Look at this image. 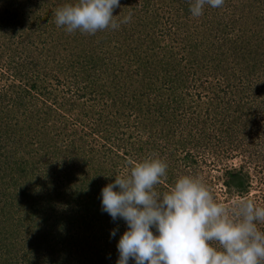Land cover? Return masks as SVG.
Returning a JSON list of instances; mask_svg holds the SVG:
<instances>
[{
    "label": "rangeland",
    "instance_id": "rangeland-1",
    "mask_svg": "<svg viewBox=\"0 0 264 264\" xmlns=\"http://www.w3.org/2000/svg\"><path fill=\"white\" fill-rule=\"evenodd\" d=\"M182 2L183 0H121L120 7L115 9L113 13L116 15L115 19L117 22H121L125 17L131 16V20L126 24L121 23L116 30L108 28L93 35L80 31L68 33L63 27H58L55 23L56 10L67 4L76 3V0H0V24L5 18V23L8 26L4 33L0 29V76L4 73L7 77L13 71L9 77L11 81L14 80L13 74L19 72L24 78L27 75L30 80H36L38 86L48 88L47 84H50L49 93L53 95L43 99V96L31 92L28 96H32L33 99L26 107L31 111L27 115V122L21 121V124L17 125L16 128L19 126V128L22 127L31 132L29 124H33L29 116L40 110L45 113L44 120L35 121L33 126H44L43 132H46L47 136H52L53 133L58 134V145L63 147L62 150H67L66 153H58L60 158L67 154H76L75 157L71 156L72 159L67 157L69 160L66 166L61 163V167L55 165L54 168L56 169L55 176H60L57 180L60 185H55L57 188L60 187L55 190L59 195L54 196V203H56V207H59L57 212L60 218L65 213V210H61V208L65 207L64 196L68 191L63 186L66 183L64 176L67 177L73 171L79 172L81 175H85L86 178H93L96 182H100L101 186H104L113 182L115 176L128 175L132 164L143 161V159L150 156L159 157L167 164L166 178H163L155 186L158 193L163 194L169 191L179 177L191 175L200 180L215 200L227 206L230 211L234 209L236 202L242 199H250L258 206L264 207V118L261 116V114L264 115V61L263 66L259 64L255 67V70L262 72L260 75L253 74V71L250 73L255 78H252L248 86L249 94L241 98L245 103V110L251 111V124L256 122L250 128V133L249 130L247 132L238 130L236 134L225 136L224 139L219 135H215L211 140L205 137L209 136L211 131L214 128L216 129V126L222 125L223 111L218 108L219 106L223 107V103L220 101L226 103L230 100H240V97L234 93H239L248 84L247 80L243 82L239 80L240 77H245L248 71L247 65L242 60L239 64H235L230 71L228 70L229 89H227V85L221 78L220 81H217L210 75L208 70H205L201 72L202 76L199 79L202 82L193 86V104L186 98L187 93L183 92L186 103L190 105V109L187 110L194 113L196 110L200 115V121L196 123L195 128L185 129L180 125L176 126L175 129L174 126L168 133L167 128L163 127L162 124L155 123L153 125L151 120H145L141 123L142 127H139L135 116L129 114V109L133 108V98L127 100L130 103L127 104L124 112L125 117L117 119V116H115L122 107V99L119 100L118 95L122 96V93L118 91L117 86L124 81L118 82L119 78H115L110 70L112 63L104 64L106 55L102 56L101 52L105 50V41L108 40L112 44H114V41L116 43L124 42L128 36L132 35L135 38L136 45H148L152 50H159L158 48L162 43L166 44L167 41L168 44L176 48V55L182 57L180 63L185 64L188 63L187 56L189 57L187 50L194 43L199 47H204V50H207L205 56H210L211 59L212 53L225 52L229 43L227 40H223V33L228 32L231 27L234 28L232 33L234 37H236V30L238 34H243V36H249L252 31L262 33L258 21L264 24V0H225V3L216 9L205 5L203 15L199 17H193L189 8L185 7L184 9ZM242 8L248 9L251 13V19L246 20L244 18L247 14L240 11ZM18 28H24L26 31H20L22 29ZM55 31L59 33L58 39L53 36ZM28 33H30L29 42H27ZM25 34V42L30 45L27 44V47L33 48L34 51L29 53L23 48L13 51L16 49L14 46L18 40H21ZM75 36V40H79L76 42L79 44L76 47L72 45L76 44L72 41ZM207 37L208 40H206ZM207 41L208 44H206ZM204 42L206 45H204ZM218 44L224 46H219L220 51H213ZM248 48H250L248 52L256 48L258 53L261 54V59L264 60L263 36L258 35L257 40L250 41ZM148 49L143 47L140 49L139 47L134 52L127 51L125 55H122V59L126 62V57L130 53L131 57L140 58L149 52ZM29 54L34 56L37 54V58L41 57L39 62L42 68H28L29 64L25 65L24 59H27L30 56ZM245 58L251 59L248 55ZM208 62L210 61L208 60ZM83 63L89 64L87 65L88 71L87 69L81 71L82 67L80 66ZM135 63L132 60L126 64L132 65V68H134ZM75 66L80 73L73 72ZM112 68L115 69L114 66ZM14 71L16 72L14 73ZM116 71L117 69H115ZM41 73L44 75L43 77L38 75ZM33 74L36 75L31 76ZM88 76L91 81L93 80V83L97 81L101 89L87 91L85 88L92 84L91 82L84 88V81L88 80ZM48 77H50V80L47 79ZM123 78L127 80V83L129 82L126 75ZM24 81L26 82V78ZM74 81L79 84L77 88ZM3 83L4 79L0 78V86ZM68 88L73 91H67ZM209 88H212L215 93L210 92ZM76 90L80 92L76 93ZM82 92H84L83 95ZM77 94H81V97L78 98ZM68 96L80 102L72 112L66 110L65 107L66 100L64 97L68 99ZM115 99L118 101L114 104L113 100ZM27 100L30 99L27 98ZM149 100V103L154 102L152 98H149ZM210 100L213 101L211 102L212 106H217L216 117L212 114L207 116ZM197 103L198 105H196ZM6 106L0 105V110L3 108L5 110ZM256 106L260 108H256ZM18 108L16 106L14 109L18 110ZM14 113L12 110L11 121L8 124L15 127L19 120L17 116L13 117ZM179 114L177 113L178 116ZM2 115L4 116L3 123L8 122L10 118L6 117L7 112L0 113V116ZM195 115L197 114L195 113ZM63 119L68 120V128L75 126L73 129H78L77 135L74 137L65 136L68 129L63 126ZM3 123L2 118H0V131L5 130L6 132ZM94 123L95 125H93ZM93 128H96V131ZM204 128H206V131H204ZM20 136L17 140L26 145L27 135L25 131H21ZM140 147L141 151L138 150ZM14 151L16 150L14 149ZM26 151L24 148L22 154L26 155ZM187 152H190L191 158L189 157L190 159L186 160ZM1 154L5 155L4 157H11V154L5 152L4 141L0 142V156ZM118 155L122 157H118ZM59 157H57L59 162H63ZM122 158L124 160L120 161ZM48 163H51V161ZM229 168H239L247 172L250 177V185L246 193L239 194L226 186L224 181L225 172ZM59 169L61 171L58 172ZM5 175L1 167L0 207L2 209H0L6 215L8 209L4 208L6 207L5 194L17 191L16 198L11 195L13 205H16L21 197H17L20 189H14L12 181L9 182L8 177L4 180ZM52 186L53 184L48 185L47 189H51ZM50 191L52 192V189ZM62 201L65 202L63 207L61 206ZM258 226L261 230H264V224ZM5 227V224L0 225V231L4 232ZM64 229L66 231L68 228ZM71 233L72 231L69 230L66 236ZM60 234H64V232L58 230V234L51 237L55 254L64 253L63 256L68 255L70 260L73 255L78 258V256H85L86 253L91 251L85 243L87 234H89L88 231L58 241L62 236ZM121 235L111 239L100 238L99 241H102L105 245L103 250L107 258L105 262L98 264H116L119 256L117 243ZM98 237L99 235L95 237L97 241ZM89 239L91 240V238ZM35 240H39V238L33 236L31 242ZM62 241L66 244L68 252L62 250L64 243L56 244ZM97 241H94V249L100 250L99 247L95 248ZM113 250L115 253H113ZM53 259L54 255L45 256L47 263H50V260ZM61 264H64V262H61ZM85 264H91V262L88 260Z\"/></svg>",
    "mask_w": 264,
    "mask_h": 264
},
{
    "label": "trees",
    "instance_id": "trees-1",
    "mask_svg": "<svg viewBox=\"0 0 264 264\" xmlns=\"http://www.w3.org/2000/svg\"><path fill=\"white\" fill-rule=\"evenodd\" d=\"M190 3L191 0H183L182 5L184 9L185 7L190 8ZM240 11L247 14L244 17L246 20L251 19V13H249L248 9L246 10L245 8H242ZM5 22V18H3V21L0 24V29L3 33L8 29ZM258 26L262 33L259 31H252L249 36H243V34H238L236 30V37L232 35L234 28H229L228 32L223 33V40H227L229 43L228 48L225 49V52L223 53L222 51L212 53V59L210 56H205L207 50H204V47H199L194 43L187 50L189 57L187 56L188 63L185 64L180 63L182 57L176 55V48L171 46V44H168L167 41L166 44L162 43L160 48H158L159 50H152L148 45H136L134 41L135 38L132 35L128 36L124 42L116 43L114 41V44H112V42L109 43L108 40L105 41V50L101 52L102 56L106 55L104 64L112 63L113 65L110 66L111 72L115 78H119L118 82L124 81L117 86L118 91L122 93V96L118 94L119 100L122 99V107L119 113L115 114V116H117V119L119 117H125L126 114L124 112L127 108V104L130 103V101L127 100L133 98V108L129 109V114L135 116L139 127H142L141 123L145 120H151L153 125H155V123L162 124L163 127L167 128L168 133H170L171 128L174 126L175 129L176 126L180 125L185 127V129L195 128L196 123L200 121V115L196 110L195 113L197 115H195L193 111L189 112L187 110L190 109V105L186 103V100L183 97V92L187 93L188 96L186 98L191 101V104H193V86L202 82V80L199 79L202 76L201 72L205 70H208L210 75H212L217 81H220L221 78V80L227 85V89H229L230 80L228 79V70L230 71L235 64H239L240 60H242L247 65V70L249 72L247 71L246 76L240 77L239 80L241 82L247 80L248 84L239 93H234L236 96L240 97V100H230L226 103L220 101L223 103V107L219 106L218 108L223 111L221 117L222 125L216 126V129L214 128L209 136L205 137L211 140L215 135H219V137L224 139L225 136L228 137L236 134L238 130L240 132L244 130L247 132L249 130L250 133V128L253 124H256V122L251 124V111L245 110V103L241 98L246 94H249L248 91L250 90L248 89V86L251 83L252 78H255L250 73L252 71L254 72L253 74L256 73L260 75L262 73L255 70V67L259 64L260 66H263L264 60L261 59V54L258 53L256 48L252 49L251 52H248V49H250L248 48V43L250 41L257 40L258 35L264 37V24H261L258 21ZM18 29H22L20 31H26L24 28ZM53 36L58 39L59 33H56L55 31ZM25 38L26 34L21 40H18L14 46L16 49L13 51H18L20 48L29 51V53L34 51L33 48L27 47L30 33H28L27 42H25ZM75 39L76 36L72 41L75 43L79 41ZM206 40H208V37ZM206 44H208V41ZM206 44L204 42V45ZM72 45L76 47V45L79 44L76 43ZM219 46L224 45L218 44L214 47L215 49L213 51H220L221 48ZM139 47L140 49L142 47L144 49L149 48V52L137 59L131 57L130 53L126 57V62H124L122 55H125L127 51L134 52L138 50ZM247 55L251 59L245 58ZM40 59L41 57L37 58V54L36 56L31 54L27 59H24V62H26L25 65L29 64L28 68L34 67L35 69H39L42 68L40 67ZM132 60L136 62L134 68H132V65L126 64L130 63ZM87 65L83 63V65L80 66L82 67V69L80 68L81 71L86 70L88 68ZM121 65L124 67V70ZM113 66L117 69L116 72L115 69L112 68ZM73 69V72L76 71V74L80 73L76 66ZM12 72L13 71H11L7 77L4 73L0 76V78L4 79V83L0 86V105H7L5 110L4 108L0 110V113L3 114L4 111H6V117L10 118L12 117L11 112L13 110L15 112L13 117L17 116L19 122L14 127L13 125L8 124L10 123L11 118L8 122L3 123L4 116H0V118H2V125H5L4 127L6 128V132L5 130L0 131V142L4 141L5 152L9 153V155L11 154V157H4L5 155L1 154L0 168L2 167L4 174H6L4 180L8 177L7 179H9V182L10 180L12 181L13 188L20 189L17 197H21V199L18 200L16 205H13L12 196L16 198L17 191L14 193L7 192L4 196L6 205L4 208L8 209L6 215L1 212L2 207H0V225H6L5 231H0V264H61V262H64V264H85L88 260L91 264L105 262V259L107 258V255L104 254L103 250L105 245L102 241H99L100 238H113L111 236V231L113 229H118L116 236L123 234L127 226L123 220L113 221L107 213L101 210V191L105 185L101 186V183L96 182L95 179L86 178L85 175H81L79 172L74 171L70 172L67 177L64 176L66 183H63V186L68 191L64 196V201L66 203L64 201L61 202L62 207L65 203V207L61 208V210H65V213L63 214L64 216L60 218V215L57 212L59 211V207H56V203H54V196L56 197V195H59L55 190L60 187L57 188L55 185H60L57 181L60 176H55L56 169L54 168L55 165L61 167V163H64L66 166L68 160L75 157L76 154H67L60 158L58 153H66L67 150H62L63 147L58 145V134L53 133L52 136H47L46 132H43L44 126H33L35 121L44 120L45 113L40 110L35 111L34 114L32 112L33 115L29 116L32 119L31 123L33 124H29L31 132L22 127L19 128V126L16 128L17 125L21 124V121L27 122V115L31 111L26 107L33 99L32 96H28L31 92H36L38 95L43 96V99L53 95L49 93L50 84H47L49 90L46 91V89H48L47 87L38 86L36 80H30L27 75H25V82L23 75L16 71H14V73H16L13 74L14 80L10 81L9 77ZM123 74L127 76L128 83L127 80L123 78ZM38 75L40 77L44 76L42 73ZM47 79L50 80V77ZM92 81L88 76V80L84 81V88ZM74 82L76 84H73L76 85L77 88L79 84L77 81ZM85 89L87 91H97L101 88L99 83L95 81ZM209 89L210 92L212 91L215 93L212 88ZM62 91L64 92V90ZM67 91L73 90H69L68 88ZM77 92L80 91L76 90V93ZM83 94L84 92H82V95ZM80 97L81 94L78 95V98ZM27 98L30 100H27ZM149 98H152L154 102L149 103ZM64 99L66 100V110L71 112L80 104L79 100H76L71 96L68 99L64 97ZM212 100H210V104H208L207 116H211L212 114L216 117L217 106L211 105V102H213ZM117 101L118 100L115 99L113 100V103L115 104ZM196 105H198V103ZM16 106L19 107L18 110L14 109ZM249 108L251 109L252 107L250 106ZM256 108L260 107L256 106ZM186 112L189 113L187 114ZM177 113H180L179 116ZM261 116L264 118L263 114H261ZM63 120V126L68 129L65 132V136L74 137L77 135L78 129H73L75 126L68 128V120ZM93 125H95V123ZM20 130L22 132L25 131V134L27 135L26 145L23 144L22 141L17 140L21 137ZM93 130L96 131V128H93ZM204 131H206V128H204ZM24 148L27 150L25 153L26 155L22 154ZM14 149L16 151H14ZM138 150L141 151V147ZM57 157L63 162H59ZM67 157L69 159H67ZM118 157L122 156L118 155ZM189 157L191 158L190 152H187L185 159H190ZM123 160V158L120 159V161ZM49 161H51V163H48ZM57 171L59 172L61 170L59 169ZM249 180V175L247 172L242 171V169H226L225 184L234 192L239 194L246 193L249 190ZM50 184H53L52 188L49 187L52 189V192L50 191L51 189H47V186ZM64 228L68 229L65 231ZM58 230L64 232V234H60L62 236L58 241L67 237L71 238L77 233L80 234L88 231L89 234H87L85 243L89 246L91 251L86 253L85 256H78V258L73 255L70 260L68 255L66 257L63 256L64 253H60L62 256L60 254H55L53 250V239L51 240V237H55L58 234ZM69 230H71L72 233L69 236H66ZM97 235H99L98 241L95 239ZM33 236H37L39 240L31 242ZM89 238H91V240ZM94 241H97L95 248L99 247L100 250L94 249ZM61 243H64V241L56 244ZM63 247V251H69L65 243L63 244ZM113 253H115L114 250ZM46 255H54V259L50 260V263H47L45 260Z\"/></svg>",
    "mask_w": 264,
    "mask_h": 264
},
{
    "label": "clouds",
    "instance_id": "clouds-1",
    "mask_svg": "<svg viewBox=\"0 0 264 264\" xmlns=\"http://www.w3.org/2000/svg\"><path fill=\"white\" fill-rule=\"evenodd\" d=\"M225 0H191L193 17L205 5L220 8ZM121 0H76L55 12V23L68 33L96 34L116 30L114 10ZM167 175V164L147 157L131 165L128 175L102 188L101 210L127 225L117 243L116 264H264V207L250 199L234 209L218 203L197 178L183 175L169 191L155 190ZM118 229L111 231L116 237Z\"/></svg>",
    "mask_w": 264,
    "mask_h": 264
}]
</instances>
